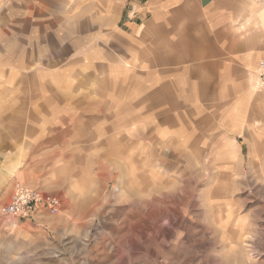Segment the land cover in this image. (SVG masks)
Masks as SVG:
<instances>
[{
    "label": "rangeland",
    "instance_id": "obj_1",
    "mask_svg": "<svg viewBox=\"0 0 264 264\" xmlns=\"http://www.w3.org/2000/svg\"><path fill=\"white\" fill-rule=\"evenodd\" d=\"M77 5L56 26L0 33V264H264V57L252 88L161 106L147 19L168 11L173 38L198 0ZM239 8L232 24L258 34L264 0ZM18 183L60 212L3 214Z\"/></svg>",
    "mask_w": 264,
    "mask_h": 264
},
{
    "label": "crops",
    "instance_id": "obj_2",
    "mask_svg": "<svg viewBox=\"0 0 264 264\" xmlns=\"http://www.w3.org/2000/svg\"><path fill=\"white\" fill-rule=\"evenodd\" d=\"M81 1L0 0V33L22 31L21 27L29 23L56 26V18L62 17L64 20L68 16H76L72 10ZM88 1H108L112 8L119 2ZM240 2L241 0H198L203 13L193 21L192 27L184 17V9L176 11L179 22L175 25L176 35L173 38H169L173 31L169 28L168 11L161 8L152 10L153 14L147 19V39L150 40L151 49L159 47V50L153 52L154 57L147 59V64L151 67L147 71V96L159 97L161 106L164 98L170 97V104L182 106L185 105L184 97H190L193 107L196 106L198 110L200 104L204 105L206 99L207 103L211 101L216 90L223 89L224 86H230L237 92L251 87V82L255 81L257 63L264 57V13L254 21L259 27L258 34L243 36L242 28L232 24L233 18L241 15V8L238 9ZM199 10L200 8L198 12ZM39 11L45 21L38 18L39 22H35L33 19L38 17ZM249 21L247 28L250 26ZM156 32H160L159 36L154 34ZM155 103L156 101L151 102L150 106ZM23 126L21 120L17 121L16 134L21 133ZM14 154H17L15 149ZM8 158H12V155L9 154ZM18 159L20 154L14 157V160ZM46 210L44 205L39 204L30 217L19 218L37 221L38 217L47 215Z\"/></svg>",
    "mask_w": 264,
    "mask_h": 264
},
{
    "label": "built area",
    "instance_id": "obj_3",
    "mask_svg": "<svg viewBox=\"0 0 264 264\" xmlns=\"http://www.w3.org/2000/svg\"><path fill=\"white\" fill-rule=\"evenodd\" d=\"M260 81L264 86V59L259 63ZM44 205L50 214H58L61 210V200L55 196H47L39 188L18 183L11 199L2 207L5 215L30 217L38 205Z\"/></svg>",
    "mask_w": 264,
    "mask_h": 264
}]
</instances>
